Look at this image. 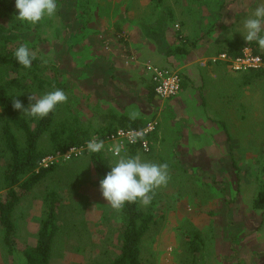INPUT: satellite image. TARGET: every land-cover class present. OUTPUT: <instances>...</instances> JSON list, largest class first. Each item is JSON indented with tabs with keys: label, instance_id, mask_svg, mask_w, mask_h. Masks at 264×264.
Here are the masks:
<instances>
[{
	"label": "rangeland",
	"instance_id": "1",
	"mask_svg": "<svg viewBox=\"0 0 264 264\" xmlns=\"http://www.w3.org/2000/svg\"><path fill=\"white\" fill-rule=\"evenodd\" d=\"M5 1L12 6L11 12L0 10V27L13 35L7 48L15 51L26 45L49 64L48 76L57 77L58 89L68 96L67 102L57 105V119L76 117L91 130V136L102 134L113 116L136 112L145 122L157 120L152 152L138 155L145 161L167 163L170 180L155 190L149 204L156 224L142 241L144 261L192 264L181 239L196 231L204 247L195 264H264V213L252 206L264 183V75L255 77L225 68L221 76L215 72V78H204L200 84L194 81L195 87L185 81L172 98L156 96L149 101L146 81L126 68V60L134 56L130 50L114 44L109 34L100 41L111 21L106 17L102 23L103 18L93 10L94 0H56L55 15L34 25L16 18L15 0ZM164 2L174 5L178 14L174 22L172 16L168 19L174 30L180 29L177 20L181 18L191 37L197 38L209 28L213 44L222 45L227 38L245 40L242 21L264 0ZM199 14L205 17L200 20ZM258 50L264 53L259 46ZM152 62L172 68L160 54L153 55ZM32 88L20 99L24 107L31 94L40 97L46 93ZM197 92L199 103L195 102ZM194 115L201 124L194 122ZM210 122L213 125L206 126ZM41 143L49 145L46 137ZM207 147L215 149L216 155L203 151L191 156L195 148ZM102 153L110 162L116 159ZM89 156L57 164L23 196L13 213L14 254L0 243V264H19L21 250L35 245L44 196L50 189L59 195L50 264H108L119 254L124 218L102 197L100 177ZM6 163L0 137V184ZM3 197L0 188V200ZM149 205L141 204L143 208Z\"/></svg>",
	"mask_w": 264,
	"mask_h": 264
},
{
	"label": "trees",
	"instance_id": "2",
	"mask_svg": "<svg viewBox=\"0 0 264 264\" xmlns=\"http://www.w3.org/2000/svg\"><path fill=\"white\" fill-rule=\"evenodd\" d=\"M157 2L159 3L160 0ZM0 10L11 12L12 6L5 0H0ZM151 35L159 47L168 46L159 31L152 29ZM12 37L13 35L4 33L3 28L0 27V41L2 42L0 44V137L4 154L7 156L0 184V188L4 190V197L0 200V243L9 254L13 255L15 249L13 245L14 210L23 196L45 180L56 167L55 165L49 168H38L39 161L46 154L83 143L90 138L92 132L76 117L57 119V106L44 118L26 117L20 110L13 108V99L20 100L23 94L32 91V86H35L38 92L45 90L49 92L60 88L61 85L57 77L48 76L46 71L49 64L37 56L32 60L30 68L20 65L15 59V51L9 50L6 46ZM177 39L179 43L172 54L185 55L189 48L195 45L194 40L180 34L177 35ZM246 46L264 56V53L258 50L257 42L253 41L248 44L245 40H226L219 46L216 54L226 52L236 57ZM246 72L255 77L264 75V70ZM183 85L181 82V86ZM146 88L148 100H154L156 98L154 85L150 83ZM144 124L145 121L139 118L130 120L127 115L113 116L102 130L106 133L118 127L142 128ZM44 137L47 138L48 146L41 143ZM152 137L154 139V134L151 135V139ZM135 150L130 149L128 156H136ZM89 158L101 180L111 170L108 155L97 152L91 153ZM58 202L59 195L55 190L50 189L45 193L44 213L37 232L36 243L27 245L21 250L19 264H50L52 245L58 230ZM252 206L264 213V183L260 185ZM120 212L124 218L121 247L119 254L108 264H150L142 258V241L145 234L156 224L153 205L143 208L139 201L126 202ZM181 241L191 256L192 264H195L204 247L203 239L198 232L194 231L191 234H184Z\"/></svg>",
	"mask_w": 264,
	"mask_h": 264
},
{
	"label": "crops",
	"instance_id": "3",
	"mask_svg": "<svg viewBox=\"0 0 264 264\" xmlns=\"http://www.w3.org/2000/svg\"><path fill=\"white\" fill-rule=\"evenodd\" d=\"M94 1L95 3L93 6V10L95 11L96 9V15L99 17V19H104H101L102 23L106 21V17H109V20L111 21L110 26L106 27L105 29L107 32H105L103 35H100V41L102 39L106 40L108 37L107 34H109L110 38L112 36V39H114V44H118V46L120 45L124 49L126 47L128 50H130V52L134 56L131 57V60H126V68L130 69V71L128 70V73L135 72L137 76L139 75L138 77L142 81L143 79L144 81H146L147 85L150 84L151 81L148 74L144 71V64L148 62L154 64L152 62V56L155 54H160L161 56H163L164 59L171 64L172 68H176L175 70L180 72L182 84L183 82L189 80V82H191V85L194 87L196 85L194 81L199 80L197 83L200 84L202 79L208 77L215 78L219 75L221 76L224 73L225 68L227 70L229 69L228 65H226L224 62L213 64L209 61L211 56L216 55V51L221 45V42L213 44L211 40L212 37L209 36V28L203 29V33L201 31L200 36L194 38L190 36V30L187 27V23H185L183 19L179 18L177 20L179 21V30L178 28L174 30L172 28L173 26L171 27L172 22L168 24V19L170 18V16H172V21L174 22V18L175 16H178V14L176 13L174 5L165 4L164 1L166 0H160L159 3L157 2V0ZM202 17L205 16L199 14L200 20H202ZM152 29L159 31L162 34L164 42L168 44L167 47L161 48L158 46L156 40L151 35ZM179 34L184 37H188L192 41H195V45L193 47H190L188 53L185 55L172 54L174 48L179 43L177 39V35ZM227 39H224V41ZM229 71L232 70L229 69ZM215 72L217 73V76ZM182 88L183 86H181V89ZM193 92L194 90L192 92L190 91L189 93ZM195 94L196 100L193 95H190L191 99L194 98L195 102H201L200 93L197 92ZM201 117H203L204 119L206 118L203 115ZM193 119L194 122L201 124V121L196 118V115L193 116ZM209 125H213L212 122L206 124V126ZM198 131L201 132L199 129ZM196 134L197 133H194L192 134V136ZM192 142L195 143L194 141ZM194 147L195 146L193 144V148ZM130 149L132 148L126 149V151L121 155L128 156ZM134 149H136V155L147 154L141 152L137 148ZM192 151L194 153L191 156H200L203 151L206 153L209 152L210 155H216L215 149H210L208 147L206 148V150L195 148ZM185 154L189 156L188 153Z\"/></svg>",
	"mask_w": 264,
	"mask_h": 264
},
{
	"label": "clouds",
	"instance_id": "4",
	"mask_svg": "<svg viewBox=\"0 0 264 264\" xmlns=\"http://www.w3.org/2000/svg\"><path fill=\"white\" fill-rule=\"evenodd\" d=\"M18 9L16 18L31 24H36L42 19L52 17L57 11L56 0H15ZM242 31L245 41L258 43L264 49V3L258 4L250 15L242 21ZM15 59L25 68H30L35 53L21 44L15 49ZM30 103L24 107L20 100L13 99V108L22 111L26 117L44 118L52 112L58 104L68 100L67 94L62 89L46 92L40 97L31 94L28 97ZM34 101V102H32ZM130 120L138 118L139 114H128ZM142 132L134 131L129 137V142L135 143ZM104 148L102 139L93 138L86 143L89 153L100 152ZM72 148L71 151H73ZM68 154V153H67ZM78 155L81 153H77ZM114 161L109 162L110 171L99 181V189L107 204L117 212L121 211L125 203L139 201L143 206L151 203L155 190L167 186L170 180L169 165L167 163H155L142 160L139 155H121L119 147L113 149Z\"/></svg>",
	"mask_w": 264,
	"mask_h": 264
},
{
	"label": "built area",
	"instance_id": "5",
	"mask_svg": "<svg viewBox=\"0 0 264 264\" xmlns=\"http://www.w3.org/2000/svg\"><path fill=\"white\" fill-rule=\"evenodd\" d=\"M209 61L213 64L224 62L229 69L235 72H243L248 70H264V56L255 53L254 50L246 46L241 50L240 55L232 57L226 52H220L210 57ZM144 71L148 74L151 83L154 85V92L157 97L168 99L176 96L181 89L180 73L168 67H160L150 62L144 64ZM158 122L151 119L145 122L142 128H122L118 127L111 132L102 134H94L88 140L79 145H70L64 150H58L44 155L39 161L38 168H49L59 163H65L69 160L79 158L87 152L86 143L98 138L104 141V148L100 152H107L112 157L113 149L119 147L121 154L128 148H137L143 153H149L152 148L151 135L155 133ZM142 132V136L135 143L129 142L128 137L134 132ZM74 148L73 151H69ZM68 153V154H67ZM81 153V154H77Z\"/></svg>",
	"mask_w": 264,
	"mask_h": 264
}]
</instances>
